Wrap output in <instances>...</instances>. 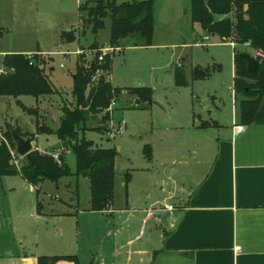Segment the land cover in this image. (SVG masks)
I'll return each instance as SVG.
<instances>
[{
  "label": "crops",
  "instance_id": "1",
  "mask_svg": "<svg viewBox=\"0 0 264 264\" xmlns=\"http://www.w3.org/2000/svg\"><path fill=\"white\" fill-rule=\"evenodd\" d=\"M66 32L72 31H62L63 41L70 43ZM205 37L202 41L211 40ZM223 42L236 49L230 41ZM240 46L249 47L252 53H245L256 57L249 44ZM152 47L154 42L139 48ZM112 65L113 59L110 75ZM136 87L151 88L152 103H142L124 91L121 96L132 101L126 105L151 111L153 88ZM230 90L235 99L231 104L215 91L212 103L196 108L192 101L160 114L143 144L145 182L135 183L131 177L126 187L116 181L108 211L91 210V192L83 202L71 184L66 185L75 197L55 199L46 207L40 201L42 183L34 186L21 174L9 175L28 184H2L6 202L15 207L11 213L20 223L4 226L7 204L0 203V264H38L42 256L76 258L56 264H264V97L253 122L245 125L233 86ZM39 136L33 150L62 152L63 148H53L60 143L58 138L50 150L42 151L36 145ZM136 184L143 186L138 189ZM20 188L23 197L18 195ZM3 193L0 190V197Z\"/></svg>",
  "mask_w": 264,
  "mask_h": 264
},
{
  "label": "rangeland",
  "instance_id": "2",
  "mask_svg": "<svg viewBox=\"0 0 264 264\" xmlns=\"http://www.w3.org/2000/svg\"><path fill=\"white\" fill-rule=\"evenodd\" d=\"M86 1L0 0V24L4 29L3 35L0 37V68L4 67L3 59L7 54H17L14 53L15 51L21 53L36 51L35 54L37 51H41L48 54L42 56L49 60L47 61V74L56 90L55 94L39 99L31 95L18 98L1 96L0 131L4 135L9 125L19 128L23 133L36 132L37 117L25 111L24 108L38 109L40 123L56 131L64 119L63 107L74 106L75 100L71 89L73 88V74L76 71L75 58L73 55L68 57L58 52L73 53L79 49L87 48L95 40L101 42L102 45H110V19H106V27L101 29L97 35L88 29L86 33H83L84 22L82 21L80 24L79 6ZM133 1L142 0H117L119 4ZM153 1L154 47H131L130 42L123 41L119 47L120 52H116L110 58L113 59L112 74L109 77L105 76L120 88L152 87L154 90L152 110L131 109L126 105L127 102H132L131 99L123 95L117 101L111 119L115 129L122 122L124 128L121 132L113 133L109 124L104 125L101 122V115L89 123V129L85 132L86 139L92 141L95 146L117 148L115 169L118 184L129 183L131 177H134L135 183L145 182V175L141 172V169L146 165L142 155L143 144L151 125L154 120L158 121L160 114L192 101L196 108L207 102L212 103L215 91L219 92V97L223 98L226 103L231 104L233 100L235 102V99L231 97L230 90L234 82L235 50L233 46L213 36L210 41H202L206 34L199 24L192 21L191 0ZM63 30H76L78 39L65 43L62 38ZM236 51L252 53L249 47L240 45L236 46ZM179 63L184 64L179 68H184L186 71V80L188 81L186 85H178L176 81V70ZM62 64L65 65L64 68L61 67ZM195 67L209 68L211 75L205 79H192V70ZM238 102L240 103L239 98ZM239 103H237L238 106ZM56 138L55 134H40L36 145L38 144L42 151L50 150V145ZM0 144H5L10 151L8 142H0ZM63 158L75 172L76 156L74 152L72 150L65 152ZM17 159L21 165L22 159L19 156ZM2 184L18 186L17 184L28 183L20 176H6L0 179V190L3 193ZM42 184L40 201L46 207L53 201L59 202V199L67 201L71 197H75V194L69 193L66 184H71L72 189L78 191L83 202L90 196V182L83 176L64 178L58 183L61 184L58 188L56 183L51 181H45ZM136 185L138 189L143 186L142 184ZM22 190V188L18 190V195L21 197H23ZM6 196L7 194L4 192L0 197L1 206L7 204L5 207L6 220L3 218L1 221L4 226H14V224H19L20 220L14 219L11 212L15 207H9L5 199ZM34 196L36 198V195ZM172 202L175 203L173 200Z\"/></svg>",
  "mask_w": 264,
  "mask_h": 264
},
{
  "label": "trees",
  "instance_id": "3",
  "mask_svg": "<svg viewBox=\"0 0 264 264\" xmlns=\"http://www.w3.org/2000/svg\"><path fill=\"white\" fill-rule=\"evenodd\" d=\"M191 17L193 23L200 25L205 34L218 37L222 41H230L235 45L249 44L256 52L260 62L258 71L251 74L247 70V62L240 57L235 49V78L233 88L237 98H240L241 122L250 125L260 107L264 97V0H191ZM80 18L84 22L83 33L91 30L97 35L104 29L106 19L111 20L110 45L120 47L123 41L130 42V46H151L155 34L154 1L142 0L124 2L117 0H87L79 6ZM88 20L91 21L87 25ZM4 29L0 24V37ZM68 41L77 40L78 36L72 31L64 33ZM99 46L95 40L90 49ZM50 59V58H49ZM49 60L41 54L35 53L30 58L25 54H7L3 59L6 74L0 75V97L18 98L31 95L37 99L56 93L47 74ZM84 61V60H80ZM79 61V62H80ZM112 60L108 58L102 68L111 71ZM97 57L87 69L78 63L73 74L72 96L73 107H64V116L58 130L40 123L38 109L24 108L37 117L36 132L23 133L19 128L8 126L5 136L11 149L16 150L11 130L15 128L24 137L55 134L62 145L60 161L52 154L42 153L34 149L22 159L20 167L12 163V156L5 144H0V178L21 174L34 186L45 181L58 184L62 179L71 176H83L90 182L91 210L108 211L113 205L116 184L115 161L116 148H100L85 137L89 123L101 115V122L108 124L112 113L106 112L113 101L117 102L124 91L136 96L142 103H152V89L136 87L122 89L115 87L109 80L102 77L96 86H90V76L97 68ZM211 75L209 68L195 67L193 79H203ZM178 85H185L184 70L178 68L176 72ZM106 127V126H103ZM105 129V128H101ZM65 150H72L76 156V171L73 172L65 162ZM150 148L146 147L148 156ZM127 180V179H126ZM127 182V181H126ZM128 183H126L127 187ZM60 259H76L74 256H42L38 264H56Z\"/></svg>",
  "mask_w": 264,
  "mask_h": 264
},
{
  "label": "built area",
  "instance_id": "4",
  "mask_svg": "<svg viewBox=\"0 0 264 264\" xmlns=\"http://www.w3.org/2000/svg\"><path fill=\"white\" fill-rule=\"evenodd\" d=\"M205 39L208 40L209 37L207 36V37H205ZM119 51H120V48H118V47H114L111 45H99V47L96 49H90V48L86 49L85 48V49H79L73 53L72 52H65V53L58 52V53L63 54V55L68 56V57L73 55L75 58V63L76 64L81 63L87 69L91 68L93 60L95 59V57H97L98 66L92 72V74L90 76V84L89 85L93 87V86H96L100 82L102 77H105V76L109 77L110 72L108 70L102 68L101 65L104 64V62H106V60L108 58H112L113 55ZM29 57L31 58L32 55H29ZM80 60H84V61H80ZM61 67L64 68L65 65L62 64ZM3 74H6V70L4 69V67L0 68V75H3ZM116 104H117V102L113 101L112 104L110 105V107L106 110V112L108 111V112L112 113L113 110L115 109ZM108 124L110 125V128L113 129V133L121 132L124 128V126L122 125V122L119 123L118 128H116V129H115V125L112 124L111 121ZM0 142H5V143L8 142L2 131H0ZM10 153L12 156V163H14L16 166L20 167L19 160L17 159V157L19 155L16 153V150L10 149ZM53 157L55 160L60 161V153L59 152L54 153ZM167 209L173 210V207L168 206ZM153 214H154L153 211H150L149 215L153 216Z\"/></svg>",
  "mask_w": 264,
  "mask_h": 264
},
{
  "label": "water",
  "instance_id": "5",
  "mask_svg": "<svg viewBox=\"0 0 264 264\" xmlns=\"http://www.w3.org/2000/svg\"><path fill=\"white\" fill-rule=\"evenodd\" d=\"M91 23L90 20H88L87 25L89 26ZM240 57L246 60L247 62V70L251 74H255L260 66L259 60L248 53H241ZM65 118V116H64ZM12 138L16 146V153L20 157H25L28 153L33 151V139L31 137H24L20 135L15 128L11 130ZM55 150L61 149L62 146L60 143H57L53 146Z\"/></svg>",
  "mask_w": 264,
  "mask_h": 264
}]
</instances>
